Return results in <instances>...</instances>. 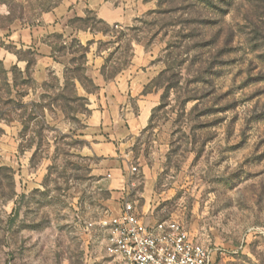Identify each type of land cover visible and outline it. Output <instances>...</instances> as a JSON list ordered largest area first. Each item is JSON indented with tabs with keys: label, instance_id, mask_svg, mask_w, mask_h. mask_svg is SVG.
<instances>
[{
	"label": "rangeland",
	"instance_id": "rangeland-1",
	"mask_svg": "<svg viewBox=\"0 0 264 264\" xmlns=\"http://www.w3.org/2000/svg\"><path fill=\"white\" fill-rule=\"evenodd\" d=\"M56 1L0 0V264H108L124 200L264 264V0Z\"/></svg>",
	"mask_w": 264,
	"mask_h": 264
},
{
	"label": "built area",
	"instance_id": "built-area-1",
	"mask_svg": "<svg viewBox=\"0 0 264 264\" xmlns=\"http://www.w3.org/2000/svg\"><path fill=\"white\" fill-rule=\"evenodd\" d=\"M98 225L108 264H219L220 250L205 246L174 221L144 222L127 200Z\"/></svg>",
	"mask_w": 264,
	"mask_h": 264
},
{
	"label": "trees",
	"instance_id": "trees-1",
	"mask_svg": "<svg viewBox=\"0 0 264 264\" xmlns=\"http://www.w3.org/2000/svg\"><path fill=\"white\" fill-rule=\"evenodd\" d=\"M61 0H57L56 2H51V4L49 3L47 6H42L41 11L42 12H50L51 9L56 8L59 4H60ZM76 21H82L81 19H76ZM99 23H103L102 21H99ZM102 75L104 76V70H102ZM105 77V76H104ZM106 79H109L106 77Z\"/></svg>",
	"mask_w": 264,
	"mask_h": 264
},
{
	"label": "crops",
	"instance_id": "crops-1",
	"mask_svg": "<svg viewBox=\"0 0 264 264\" xmlns=\"http://www.w3.org/2000/svg\"><path fill=\"white\" fill-rule=\"evenodd\" d=\"M70 0H62V3L60 4L59 7H57L55 10H58L59 8L63 7L64 9H67L71 4H69ZM64 4V5H63ZM42 50L45 51V49H48L45 47V45H41ZM97 85L100 86V82H97Z\"/></svg>",
	"mask_w": 264,
	"mask_h": 264
}]
</instances>
